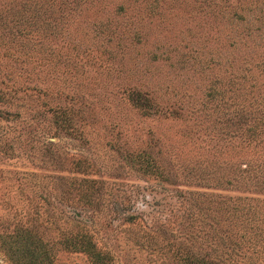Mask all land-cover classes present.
Returning <instances> with one entry per match:
<instances>
[{"label":"rangeland","instance_id":"374dc122","mask_svg":"<svg viewBox=\"0 0 264 264\" xmlns=\"http://www.w3.org/2000/svg\"><path fill=\"white\" fill-rule=\"evenodd\" d=\"M81 221L110 264H264V0H0V264L21 228L93 264Z\"/></svg>","mask_w":264,"mask_h":264},{"label":"trees","instance_id":"16d2710c","mask_svg":"<svg viewBox=\"0 0 264 264\" xmlns=\"http://www.w3.org/2000/svg\"><path fill=\"white\" fill-rule=\"evenodd\" d=\"M153 1L157 2V0ZM27 30L29 31L28 28ZM260 122L261 121H258L256 123ZM251 131L252 132H249L250 134L253 133L254 130L252 129ZM252 177H255V175L252 174ZM78 199L84 203H88L89 201V198ZM249 209L250 208L248 205L245 208L243 205H240L232 206L231 210L233 214H235L236 210H242L241 212L237 213V215L243 216L250 224V221L253 220L255 216V211H250ZM128 217H131V215ZM52 222L53 221L51 220V223ZM74 226L76 227L74 231L70 229L65 230L64 233L61 232L62 235L58 241L61 242L66 249H74L76 245H79V247L90 253V261L93 264H110L107 262L108 257L105 255L104 251L95 246V243L91 238V233L87 231V223L85 221H81ZM18 234L19 236L16 247L14 248V258L16 261H22L24 264H52L51 244H49L45 249L42 250V252H40L39 246L41 243L39 242L38 238H35L33 234L25 231L23 228L18 231ZM237 237L241 243H243L247 248H250L253 252L258 250L256 247L257 245H260V249L264 250V232L255 230L248 234L239 233L237 234ZM220 240H222V238H220ZM234 244L236 245V242H233V246H235ZM180 248H182L181 245L176 246V250L172 253L173 258H175L177 262H180V264H224L225 259L229 257L224 256L222 254V250L216 246L211 247L210 252L203 251L199 254H196L195 252L191 251L184 252L183 255L181 253L182 251L179 250ZM40 253L41 255L39 256ZM233 253L239 254L236 251Z\"/></svg>","mask_w":264,"mask_h":264}]
</instances>
